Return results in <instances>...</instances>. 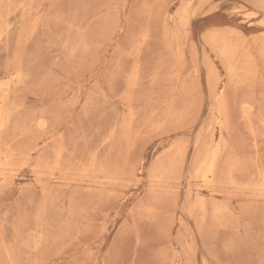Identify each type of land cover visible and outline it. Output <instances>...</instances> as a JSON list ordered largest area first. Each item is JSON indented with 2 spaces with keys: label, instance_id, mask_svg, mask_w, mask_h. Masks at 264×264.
Segmentation results:
<instances>
[{
  "label": "rangeland",
  "instance_id": "1",
  "mask_svg": "<svg viewBox=\"0 0 264 264\" xmlns=\"http://www.w3.org/2000/svg\"><path fill=\"white\" fill-rule=\"evenodd\" d=\"M0 264H264V0H0Z\"/></svg>",
  "mask_w": 264,
  "mask_h": 264
},
{
  "label": "bare ground",
  "instance_id": "2",
  "mask_svg": "<svg viewBox=\"0 0 264 264\" xmlns=\"http://www.w3.org/2000/svg\"><path fill=\"white\" fill-rule=\"evenodd\" d=\"M184 12V11H183ZM209 61V60H208ZM230 71H232V70H230ZM227 127V126H226ZM211 177V176H210ZM204 178H206V177H204ZM199 181V180H198ZM213 182V181H212ZM215 184V183H214ZM240 188V187H239ZM213 189V188H212ZM254 190V189H253ZM212 191V190H211Z\"/></svg>",
  "mask_w": 264,
  "mask_h": 264
}]
</instances>
